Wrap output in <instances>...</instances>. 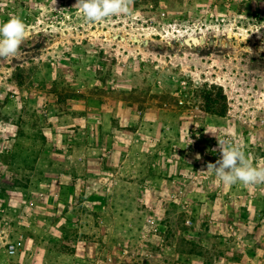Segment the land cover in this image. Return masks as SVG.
I'll use <instances>...</instances> for the list:
<instances>
[{"label": "rangeland", "instance_id": "obj_1", "mask_svg": "<svg viewBox=\"0 0 264 264\" xmlns=\"http://www.w3.org/2000/svg\"><path fill=\"white\" fill-rule=\"evenodd\" d=\"M76 3L0 0V22L19 16L28 33L15 57L0 58L1 198L12 190L16 197L27 191L34 196L37 167L22 150L31 146L33 152L45 142L28 137L44 128L53 104L84 92L115 96L130 91L135 100L181 101L206 115V97L217 98L229 128L220 126V139L264 167V0H132L131 15L100 23L85 21ZM11 133L27 136L18 139L15 153L6 145ZM9 163L16 168L13 181L2 169ZM61 195L64 214L55 235L40 238V223L26 231L41 243L33 257H23L31 259L27 264H87L85 242L92 240L97 251L104 240L112 251L108 236L117 231L137 247V261L122 264H198L199 258L213 264L218 254L206 220L205 248L198 239L185 238L181 205L159 215L161 234L154 237L145 220L130 216L133 204L111 200V194L102 206L73 202L69 189ZM246 237L242 234L245 245ZM0 260L25 264L18 257Z\"/></svg>", "mask_w": 264, "mask_h": 264}, {"label": "crops", "instance_id": "obj_2", "mask_svg": "<svg viewBox=\"0 0 264 264\" xmlns=\"http://www.w3.org/2000/svg\"><path fill=\"white\" fill-rule=\"evenodd\" d=\"M130 95V91L115 96L84 92L55 103L51 107L55 110L43 120L44 128L28 137L45 142L33 152L31 146L22 150L27 162L37 167V190L31 197V191L13 196L14 190L0 197V226L6 219L15 220L14 229L25 239L26 249L16 257L27 264L31 259H25L40 249V241L27 236L33 224L43 226L40 238L55 235V224L64 214L61 192L69 189L70 196L73 192V197L98 206L105 205L111 194V200L133 204L130 216L137 219L141 195L146 203L156 204L158 215L171 214L175 206L187 203L186 209H180L183 219L196 223L192 232L185 228L183 235L198 239L205 248L202 220L208 221L213 250L218 253L213 264H264V221L256 219L258 213L264 214V184L226 186L206 172L209 163L220 159V126L229 130L227 119L203 114L181 101L154 103L149 97L135 100ZM18 139L27 136L11 133L7 138L14 153ZM2 169L6 180H15L14 164H3ZM29 200L35 202V209L27 212ZM242 234L250 239L248 246ZM0 258L7 257L0 253ZM197 263L203 264L200 258Z\"/></svg>", "mask_w": 264, "mask_h": 264}, {"label": "clouds", "instance_id": "obj_3", "mask_svg": "<svg viewBox=\"0 0 264 264\" xmlns=\"http://www.w3.org/2000/svg\"><path fill=\"white\" fill-rule=\"evenodd\" d=\"M132 0H77L75 7L89 23L104 22L107 18L132 14ZM22 18L10 15L0 22V58L15 57L20 51L28 33ZM221 158L207 165L206 172L226 186L243 184L246 186L264 184V167L254 166L240 149L227 141H219Z\"/></svg>", "mask_w": 264, "mask_h": 264}, {"label": "built area", "instance_id": "obj_4", "mask_svg": "<svg viewBox=\"0 0 264 264\" xmlns=\"http://www.w3.org/2000/svg\"><path fill=\"white\" fill-rule=\"evenodd\" d=\"M85 190H89V186H86L84 188ZM77 194V191H76ZM58 198V194L56 195ZM73 202L75 203H83L90 205L91 203L87 202L86 200H82L80 196H76L73 198ZM140 206V213L141 216L139 218L145 220L146 224L149 226V232L152 236L157 237L160 232V223H159V215L156 213V204L153 202L151 204L145 202L144 195H141L139 199V205ZM187 203H184L182 205L183 208H187ZM24 209L27 212L33 211L35 209V202L33 200H29L26 202V205ZM0 209V213H2ZM256 219L258 222L264 221V214L258 213L256 215ZM99 223L101 226H103V220L100 219ZM184 227L192 232L195 229V223L194 221L187 217L183 221ZM129 228H131V225H129ZM103 231V230H101ZM114 236V237H113ZM146 235L143 233L141 235L142 238H144ZM108 240L110 241V246L112 251L108 248L109 244L102 241L101 248L97 249V251L93 250L95 247V243L92 240H88L87 248H85L86 251V257H87V264H122L126 263L127 259L131 261H137V253L135 252V249L137 247H134L130 244H128L125 234L121 231H117L115 233H111L110 237L108 236ZM164 244V240H163ZM90 248V250L88 249ZM25 239L22 234H18L17 231L13 227V221H8L6 219L5 226H0V253L7 258H13L20 254H22L25 250ZM145 257H149V254L145 253Z\"/></svg>", "mask_w": 264, "mask_h": 264}, {"label": "trees", "instance_id": "obj_5", "mask_svg": "<svg viewBox=\"0 0 264 264\" xmlns=\"http://www.w3.org/2000/svg\"><path fill=\"white\" fill-rule=\"evenodd\" d=\"M205 104H206V109L208 110L210 114H214L217 116H223L225 109L224 108L222 110L219 109L217 105V98H211L210 96L206 97Z\"/></svg>", "mask_w": 264, "mask_h": 264}]
</instances>
